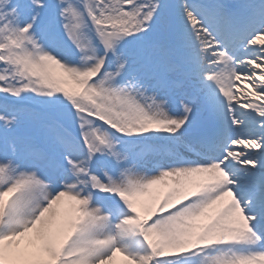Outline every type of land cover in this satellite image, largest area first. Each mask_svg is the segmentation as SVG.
Masks as SVG:
<instances>
[{
  "label": "snow or ice",
  "instance_id": "snow-or-ice-1",
  "mask_svg": "<svg viewBox=\"0 0 264 264\" xmlns=\"http://www.w3.org/2000/svg\"><path fill=\"white\" fill-rule=\"evenodd\" d=\"M0 264H264V0H0Z\"/></svg>",
  "mask_w": 264,
  "mask_h": 264
}]
</instances>
